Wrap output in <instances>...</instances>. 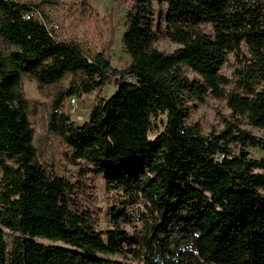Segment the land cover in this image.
<instances>
[{
	"label": "trees",
	"instance_id": "16d2710c",
	"mask_svg": "<svg viewBox=\"0 0 264 264\" xmlns=\"http://www.w3.org/2000/svg\"><path fill=\"white\" fill-rule=\"evenodd\" d=\"M115 1L128 5L121 49L129 62L119 70L26 18L36 6L0 0L8 47L0 52V264H264V139L240 128L264 133V1ZM160 38L176 48L158 51ZM67 76L74 80L53 98L47 132L79 167L74 182L40 162L22 86ZM110 83L114 94L82 125L59 112L65 99ZM207 97L224 101L231 120L203 135L187 120ZM87 174L141 209L119 201L99 231L84 199Z\"/></svg>",
	"mask_w": 264,
	"mask_h": 264
},
{
	"label": "rangeland",
	"instance_id": "374dc122",
	"mask_svg": "<svg viewBox=\"0 0 264 264\" xmlns=\"http://www.w3.org/2000/svg\"><path fill=\"white\" fill-rule=\"evenodd\" d=\"M22 4L34 5L38 9L36 17L46 28L59 40H65L77 44L87 55L104 53L110 60V66L114 69L124 68L129 58L122 52L121 37L124 32V22L127 11V4H119L115 0H16ZM264 1V0H263ZM201 30L211 34V28L207 24L200 25ZM155 48L165 54L172 52L176 46L164 38H160L155 43ZM6 47L0 42V52H6ZM234 59L229 56L220 73L230 77L233 70ZM192 77V75H191ZM77 80L80 77L76 78ZM74 77L67 76L58 83L45 86L39 89L37 83L31 79L23 80V92L27 99L32 101L30 107V123L34 129V145L41 163L47 169H52L56 174L74 182L79 171V167L72 166L64 157L68 152L66 146L58 137H54L47 132V118L51 109L53 98L58 91L66 88ZM115 84L103 85L101 88L90 94L81 97H70L65 99L60 108V113L69 117L70 121L76 125L87 122L94 108L103 100L114 94ZM71 98H75L76 104L71 107ZM162 120L163 117H160ZM231 120L230 110L222 100L207 97L203 103H196L191 106L187 124L197 125L203 134L218 133L223 130V120ZM243 123V122H242ZM161 124V123H160ZM241 129L248 133L264 139V133L248 125L242 124ZM249 156L259 159L263 153L255 148L247 149ZM85 188V198L89 196V204L93 210L99 231H106L110 228L109 211L119 201L125 203V209H141V204L130 205L129 199L110 191L103 177L87 174L82 178ZM134 225L139 228L140 223ZM124 226V225H123ZM125 230L133 233L130 226L125 225ZM6 240L11 243V236L8 232ZM38 242L49 245L46 240L39 239Z\"/></svg>",
	"mask_w": 264,
	"mask_h": 264
},
{
	"label": "built area",
	"instance_id": "2783aa9c",
	"mask_svg": "<svg viewBox=\"0 0 264 264\" xmlns=\"http://www.w3.org/2000/svg\"><path fill=\"white\" fill-rule=\"evenodd\" d=\"M36 15H37V13L33 12V14H29V16H27L26 18L35 17ZM70 104H71V107L75 106V104H76L75 98H71Z\"/></svg>",
	"mask_w": 264,
	"mask_h": 264
}]
</instances>
